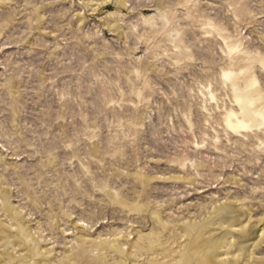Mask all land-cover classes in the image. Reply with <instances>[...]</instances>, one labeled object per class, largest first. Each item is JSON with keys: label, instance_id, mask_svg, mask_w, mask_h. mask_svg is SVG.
Here are the masks:
<instances>
[{"label": "rangeland", "instance_id": "obj_1", "mask_svg": "<svg viewBox=\"0 0 264 264\" xmlns=\"http://www.w3.org/2000/svg\"><path fill=\"white\" fill-rule=\"evenodd\" d=\"M205 256L264 264V0H0V264Z\"/></svg>", "mask_w": 264, "mask_h": 264}, {"label": "bare ground", "instance_id": "obj_2", "mask_svg": "<svg viewBox=\"0 0 264 264\" xmlns=\"http://www.w3.org/2000/svg\"><path fill=\"white\" fill-rule=\"evenodd\" d=\"M235 118V121L232 120V118ZM231 117L228 119V126L235 130V131H245L247 129V124L243 120H240L235 116L234 113L231 114ZM219 215L221 219H226L228 217V209L226 207H222L219 210ZM205 262L206 264H213L214 260L213 257H207L205 256Z\"/></svg>", "mask_w": 264, "mask_h": 264}]
</instances>
